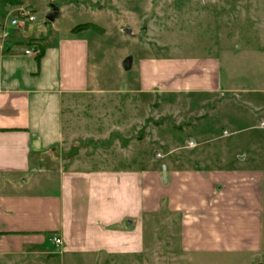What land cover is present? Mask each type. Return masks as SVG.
Masks as SVG:
<instances>
[{"label": "crops", "instance_id": "crops-1", "mask_svg": "<svg viewBox=\"0 0 264 264\" xmlns=\"http://www.w3.org/2000/svg\"><path fill=\"white\" fill-rule=\"evenodd\" d=\"M36 7L0 0V31L5 14L35 16ZM14 19L31 36L32 21ZM85 31L50 44L28 38V46L0 38V264H158L159 256L177 264L191 254L262 253L263 170L245 155L214 166L203 150L177 152L172 136V152L155 155L158 113H171L156 94L217 93L218 62L142 59L133 88L115 91L136 97L115 102L94 79Z\"/></svg>", "mask_w": 264, "mask_h": 264}, {"label": "rangeland", "instance_id": "rangeland-1", "mask_svg": "<svg viewBox=\"0 0 264 264\" xmlns=\"http://www.w3.org/2000/svg\"><path fill=\"white\" fill-rule=\"evenodd\" d=\"M31 1L37 6L36 20L29 23L28 38L56 43L79 24L99 26L82 36L90 43L94 79L115 102L136 97L115 91L133 88L142 59L217 61L222 79L217 93L156 94L158 106H170L171 113H158L157 140L150 141L155 155L162 159L172 152V136L177 152L203 150L214 166H231L245 155L248 166L264 171V0ZM55 6L62 11L48 21ZM1 18V40L28 46L29 39L11 24L12 18L20 20L19 14L13 10ZM129 61L133 66L127 72ZM158 228L157 236L164 239L163 223ZM158 264H166L165 258L159 256ZM177 264H264V236L262 253L191 254Z\"/></svg>", "mask_w": 264, "mask_h": 264}, {"label": "built area", "instance_id": "built-area-1", "mask_svg": "<svg viewBox=\"0 0 264 264\" xmlns=\"http://www.w3.org/2000/svg\"><path fill=\"white\" fill-rule=\"evenodd\" d=\"M19 18L20 19H24V20H28V21H33L36 19V17L32 14V12L29 9H23L19 12ZM18 19H14L12 21L13 24H17L18 23ZM27 53H30V51L28 50ZM261 126L264 127V122L261 123ZM192 145V143L190 144ZM56 243L58 245H60L62 243L61 238H56L55 239Z\"/></svg>", "mask_w": 264, "mask_h": 264}, {"label": "trees", "instance_id": "trees-1", "mask_svg": "<svg viewBox=\"0 0 264 264\" xmlns=\"http://www.w3.org/2000/svg\"><path fill=\"white\" fill-rule=\"evenodd\" d=\"M90 29H99V26L94 23H84V24H79L76 27H74L73 31L80 32V31H85V30H90ZM37 48H38L37 58L40 59L43 56L44 49L42 46H39Z\"/></svg>", "mask_w": 264, "mask_h": 264}, {"label": "water", "instance_id": "water-1", "mask_svg": "<svg viewBox=\"0 0 264 264\" xmlns=\"http://www.w3.org/2000/svg\"><path fill=\"white\" fill-rule=\"evenodd\" d=\"M60 11L59 9L55 6L52 8V11L47 15V20L48 21H55V19L59 16ZM127 32H130L129 30H127Z\"/></svg>", "mask_w": 264, "mask_h": 264}]
</instances>
